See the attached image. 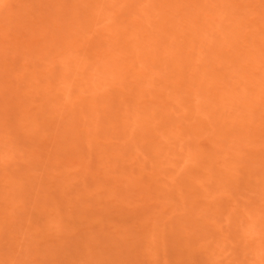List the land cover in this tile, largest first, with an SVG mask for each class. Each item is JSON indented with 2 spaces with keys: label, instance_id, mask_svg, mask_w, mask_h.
Returning <instances> with one entry per match:
<instances>
[{
  "label": "rangeland",
  "instance_id": "374dc122",
  "mask_svg": "<svg viewBox=\"0 0 264 264\" xmlns=\"http://www.w3.org/2000/svg\"><path fill=\"white\" fill-rule=\"evenodd\" d=\"M0 264H264V0H0Z\"/></svg>",
  "mask_w": 264,
  "mask_h": 264
}]
</instances>
